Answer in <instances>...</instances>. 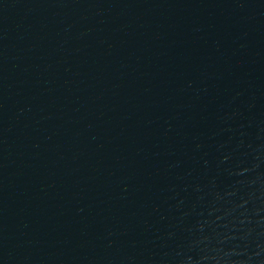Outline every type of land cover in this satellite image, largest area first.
Masks as SVG:
<instances>
[{"label":"water","instance_id":"water-1","mask_svg":"<svg viewBox=\"0 0 264 264\" xmlns=\"http://www.w3.org/2000/svg\"><path fill=\"white\" fill-rule=\"evenodd\" d=\"M0 264H264V0H0Z\"/></svg>","mask_w":264,"mask_h":264}]
</instances>
